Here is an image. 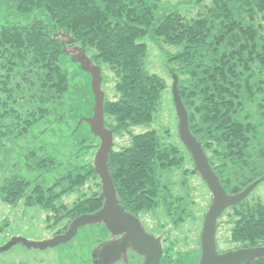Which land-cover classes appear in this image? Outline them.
<instances>
[{
	"label": "trees",
	"instance_id": "trees-1",
	"mask_svg": "<svg viewBox=\"0 0 264 264\" xmlns=\"http://www.w3.org/2000/svg\"><path fill=\"white\" fill-rule=\"evenodd\" d=\"M168 7L161 0H0V156L8 142L62 103L68 81L61 56H84L100 68L104 127L113 131L107 168L118 204L137 218L160 207L174 226L192 219L187 172L194 169L184 168L182 152L155 131H131L153 120L166 88L163 78L144 68L141 39L151 34L162 46L178 48L166 57L177 65L175 87L188 128L225 192L235 195L261 182L264 0H209L193 18ZM104 69L112 74L114 98L105 92ZM25 160L31 169L49 171L55 164L35 150ZM101 191L94 164L66 171L49 187L16 176L0 179V201L16 206L22 199L47 212L48 221L65 220L55 234L99 210ZM71 194L76 199L70 203L65 197ZM248 195L216 222V248L232 246L222 253L264 248V205ZM223 217L229 234L220 240ZM101 244L94 242L93 249ZM142 263L129 247L111 264ZM239 264H264V255Z\"/></svg>",
	"mask_w": 264,
	"mask_h": 264
},
{
	"label": "rangeland",
	"instance_id": "rangeland-1",
	"mask_svg": "<svg viewBox=\"0 0 264 264\" xmlns=\"http://www.w3.org/2000/svg\"><path fill=\"white\" fill-rule=\"evenodd\" d=\"M161 1L168 4V12L177 11L187 18L195 17L203 3L209 2L203 0L202 4H196L195 0ZM141 40L147 49L145 70L163 78L166 88L161 93L160 110L153 120L148 124L135 126L131 131L133 134L155 131L165 143L176 146L182 152L183 167L193 171L191 157L178 132L179 122L173 97L177 65L166 57V53L173 54L178 48L162 46L159 41L152 39L151 34L145 35ZM60 60L68 81L62 103L46 117L34 123L26 134L5 145L3 155L0 156V179L16 176L29 182L30 186L38 184L49 187L66 171L93 164L99 139L92 137L89 125L84 120L93 115L91 77L72 57L61 56ZM106 70L104 69V73ZM105 77V92L107 96L114 98L112 74L106 72ZM117 141L116 136L115 143ZM33 150L53 158V168L49 171L29 168L25 156ZM187 178L193 189L192 219L174 226L160 207L155 213H144L138 217L147 234L161 239L165 254L160 264H196L199 259L202 224L212 195L198 173L187 172ZM65 198L71 203L76 199V195L71 194ZM247 200L264 205V178L249 193ZM226 219L223 217L219 226L218 238L228 237ZM52 221L47 220V212L36 206L24 205L22 199L16 206L0 201V264H92L95 254L94 242L102 243L108 238L107 230L99 224L79 228L73 238L55 247L37 249L16 243L6 250H1L20 238L27 242H44L51 239L65 224V220L56 223ZM231 247L229 244L219 243L217 248L219 252H223ZM93 262L97 264V258H93Z\"/></svg>",
	"mask_w": 264,
	"mask_h": 264
},
{
	"label": "water",
	"instance_id": "water-1",
	"mask_svg": "<svg viewBox=\"0 0 264 264\" xmlns=\"http://www.w3.org/2000/svg\"><path fill=\"white\" fill-rule=\"evenodd\" d=\"M77 61L82 69L90 74L91 90L94 96L93 115L84 119L88 123L91 135L99 139V147L94 158V171L98 175L102 191L99 198H103L102 207L94 213L82 214L68 224L66 230L54 235L44 242H27L25 239H16L1 250H6L16 243H22L27 247L45 249L55 247L69 241L75 236L78 229L86 225L102 224L113 236H121L114 242H107L95 249L98 264H111L117 260L125 250L130 247L138 255L143 257L142 264H160L163 255L161 239L147 234L140 223L139 218L127 213L118 204L115 188L107 168L108 154L113 147V131L104 127L103 102L104 92L101 89L100 68L91 65L87 57L77 55ZM176 80L173 84V97L178 117V132L182 143L190 154L193 169L207 185L212 195V201L204 216L201 234V254L196 264H239L264 255V248H247L235 251L219 253L215 245L216 222L223 212L239 203L259 183V180L246 187L242 192L228 195L217 177L211 170L207 158L199 143L192 136L189 128L185 109L177 93Z\"/></svg>",
	"mask_w": 264,
	"mask_h": 264
},
{
	"label": "flooded vegetation",
	"instance_id": "flooded-vegetation-1",
	"mask_svg": "<svg viewBox=\"0 0 264 264\" xmlns=\"http://www.w3.org/2000/svg\"><path fill=\"white\" fill-rule=\"evenodd\" d=\"M61 232H63V231H61ZM107 233H108V238L104 241V242H102V244H104V243H107V242H114V241H118L119 239H121V236H113L112 234H110L108 231H107ZM58 234V233H57ZM60 234V233H59ZM56 235V234H55ZM97 248V247H96ZM129 248V247H128ZM127 248V249H128ZM126 249V250H127ZM125 250V251H126ZM95 251V250H94ZM218 251V250H217ZM219 252V251H218ZM219 253H222V252H219ZM124 254V253H123ZM122 254V255H123ZM164 250H163V255H162V257H161V260L163 259V257H164ZM95 255V254H94ZM121 255V256H122ZM96 256V255H95ZM161 260H160V262H161ZM98 258H97V264H98Z\"/></svg>",
	"mask_w": 264,
	"mask_h": 264
}]
</instances>
